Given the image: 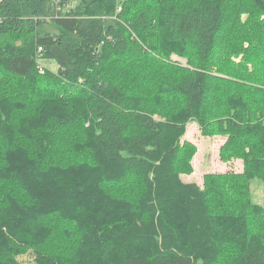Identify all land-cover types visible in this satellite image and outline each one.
I'll list each match as a JSON object with an SVG mask.
<instances>
[{"label": "trees", "instance_id": "1", "mask_svg": "<svg viewBox=\"0 0 264 264\" xmlns=\"http://www.w3.org/2000/svg\"><path fill=\"white\" fill-rule=\"evenodd\" d=\"M150 1L0 0V86L9 87V97L16 104L35 99L26 113L17 108L14 122L20 114L19 124L32 121L37 117H29L30 109L46 114L40 106L58 101L57 93L50 91L37 97L35 82L39 79L59 87L64 101L74 98L76 101L70 103L79 110L66 106L59 112L55 108V118L60 117L53 123H71L63 130L67 138L61 143L70 164L59 153L61 148L47 153L49 142L44 134L36 140L40 155L32 152L29 164H24L22 155L12 148L11 132L20 138L15 147H21L28 145L19 135L26 131L17 125L10 131V115L0 105V132L4 136L8 126L9 137L5 143L9 150H0V187L4 193H14L0 208V264H19L18 256L30 248L37 264H264L263 207L253 199H248V204L239 202L251 194L244 186L249 183L239 184L237 179L238 175L258 176L260 168L264 172V151L259 155L246 152L253 144L264 145V100L253 98L259 109L249 117L253 105L244 96H233L242 88L256 92L264 88V0H161L155 10L144 9ZM240 26L243 37L237 34ZM162 30L169 31L172 40H185L194 49L195 58L188 56L189 67L172 62L156 48ZM236 34L241 51L233 53L240 60L234 65L231 62L235 69L228 68L233 72V79H229L225 75L231 72L209 62L220 40L227 45ZM146 43L165 68L160 79L156 77L160 83L152 97H132L113 80L110 67L113 62L126 66L123 62L130 57V49H140ZM42 61H53L56 68ZM141 69L142 79L149 82L150 69ZM167 69L178 72L172 74ZM212 88L216 89L206 107L202 100ZM44 94L51 97L44 98ZM175 95L184 100V108H197L206 116H197L201 123L216 119L214 124L221 133L229 132L221 148L225 158L244 146L243 174H210L201 188L196 183L183 184L179 172L171 173L170 163L176 155L165 134L175 119L182 117L163 113L165 119L158 120L153 106ZM236 101H244L242 108ZM76 115L84 118L77 121ZM126 121L137 122L140 128L128 134ZM42 123L35 120L30 127L36 131ZM71 128L75 129L67 132ZM177 129L175 135H181L183 128ZM46 130L50 132L52 127ZM233 136H240L242 142L238 144ZM89 149L95 151L94 156ZM3 156L9 162L3 161ZM50 160L60 164L47 176L43 166ZM109 172L124 178L126 173L135 174L147 189L141 203L130 208L126 199L114 197L119 193L101 182L94 183L96 175ZM28 183L38 192L33 193ZM213 183L215 186L209 187ZM185 189L190 192L184 196L187 207L180 209L185 215L175 218L167 207L178 195L183 196ZM144 201L163 202L161 207L155 205L161 209L158 223L154 206L144 207ZM11 209L15 214L11 215ZM3 214L10 220L3 221ZM144 215L149 218L143 222ZM61 219L65 221L51 225ZM10 232L13 241L7 236Z\"/></svg>", "mask_w": 264, "mask_h": 264}, {"label": "rangeland", "instance_id": "2", "mask_svg": "<svg viewBox=\"0 0 264 264\" xmlns=\"http://www.w3.org/2000/svg\"><path fill=\"white\" fill-rule=\"evenodd\" d=\"M160 1L161 0H152L149 3L145 4L144 5L145 7L143 8L144 9L149 8L150 10H153V9L155 10L156 7L157 8L159 7L158 3ZM176 1H178L179 3L186 2V0H176ZM245 19L246 17H243L242 22L243 21L245 22ZM237 28H238L237 34L243 37V32H241L242 27L240 26ZM237 34L233 38V41H230V40L227 41V45L225 43H222V41L220 40V43H218L217 45L218 49L214 50L213 57L209 62L211 66L215 65L214 68H219L221 70L231 72L230 75L228 76L227 74L225 75V77L229 79H233L232 78L233 72L230 71L228 68H231V70H234L235 67L233 65L236 63H239L236 61L240 60L233 53L234 51H241V47H240L241 42ZM157 44L158 46L156 48L160 50L159 52H162L163 55L167 54L166 56H168L172 62L180 63L182 66L189 67L188 56H190L191 58H195L194 49L185 40H177V41L172 40L171 33L169 31L162 30L161 32H159V40ZM143 45L144 46L138 47L140 49H137L135 47L138 51L134 48L130 49V53H131L130 57H128L123 62V64L126 66H119L117 65L116 62L115 63L113 62L112 66L110 67V73L113 76V80L117 82L119 85H121L122 87H125L128 93H130L132 97H137V98L152 97L155 94V86H157L160 83V82L159 83L156 82V77H159L160 79L162 72L164 71V68H165L163 64L159 62L158 58L155 59L157 57L155 51L154 50L149 51L150 49L149 43H146ZM218 54L220 55V57H218ZM158 57H160V55H158ZM231 62L233 63V65ZM41 63L43 65L49 66L50 68H53V69L56 68V63H54L53 61L52 62L42 61ZM145 67H148L150 69V76L149 78H147L149 79V82H145V80L142 79L144 76H142L143 72L141 68H145ZM167 71L172 74L178 72L173 69L172 70L167 69ZM217 75L223 77V75H220V74H217ZM58 88L59 87H57L56 89L55 87H52L51 85L44 84L41 81V79L35 82V91H37V94H38L37 97L41 96L43 93H46L47 91H50L52 94L57 93V99L58 98L59 99L58 101L49 100L50 102L49 104L47 105L44 104V106H40V111L45 108L46 114L44 113L41 114L39 112V109L38 110L30 109L28 111L29 113H31L29 117L35 115L37 118L32 119V121L29 120L30 124H29L28 119L23 120V123L19 124L20 123L19 121L22 120L23 118L21 114L18 116V119L15 122L12 119V117H16L15 116L16 113H19L17 112L18 111L17 108L22 109V112H25V110H28L27 108L29 107L28 106L29 104L32 103V105H34L35 99L30 98L24 101H20V103L16 104L13 98L9 97L10 96V94H8L10 92L9 87L0 86V91L3 90L1 94L2 97L0 96L2 100L0 105L2 107L4 106V109L7 112V114L10 115V121L8 124V126L10 127L9 130L11 131L17 125L18 126L17 128L18 129L21 128L23 133L24 131H26V134H19V135L26 138V143H28V145H24L21 147H15L17 143L18 144L20 143L19 141L20 138H17V136L13 132H11L13 134V141L11 143L12 148L15 149L16 153H19L22 155L20 159L24 162V164L26 163L29 164L27 161V158L28 160H31L32 157L30 156V154L32 152H36L38 156L40 155L39 150L41 149V147L36 142L39 134H44L45 138L49 142V147L45 149L47 150V153H48V150L55 151V147L61 148L59 150V153L60 154L63 153V155L65 156L63 157V159L68 161L67 164H70L71 162V161L69 162V159H68V157H70L68 152H66L61 147V143L65 141L67 138L66 137L67 135H65L66 133H64L66 131H63V130L66 128H69L71 123L67 125L65 124L66 121H63L64 123L63 125L62 124L57 125L53 123L54 120L59 119L60 117L58 114V118H55V113H58L56 112L55 108H57L58 109L57 111L59 112L61 111V108L66 107V106L69 109L72 106L73 107L72 111L79 112V110L76 105L70 103L72 101H76L74 100V98L71 97L69 100H66V101H64L66 98L65 99L60 98L61 93L59 91L60 89ZM215 89L216 88H212L210 91H207V93L204 95L202 103L205 104L206 107H208V102L210 98L213 96ZM259 89H260L259 92H256L255 89L251 90L247 88H242V89L237 90L236 92H233V96H240V97L244 96L249 101V103L253 105V109L251 113H248L249 117H251L259 109L256 102L253 101V98L256 97V98H260L264 100V88H259ZM48 94L50 93L48 92ZM48 96L44 94L43 97L44 98L51 97V95H48ZM165 99L166 98H164L163 101L161 100L159 104L153 106L154 108H156V111H157L154 114V117L157 118L158 120H164L165 118L161 116L163 113H165L166 115L172 116V117H175V114H177L176 115L177 118L182 117V120L175 119V122L173 123L172 127L167 130L165 137L169 143L168 145L169 148L174 150L175 152L174 155H176L173 158V161H171L170 163L171 166L169 169L172 171L171 173L179 172V174L181 175L180 179L182 180L183 184L196 183L201 188H203V186L206 184V177L210 174L220 175V174L229 173V172L234 173V174H243L245 172V157L247 156V154L251 150L254 151L257 155L261 154L264 151V145L256 146L253 144L251 145V149L247 151L245 150L247 154L246 156H243L242 149L244 146L242 145V147L238 148L235 151L236 154L234 155L226 154L227 157L225 158L224 155L221 153V148L228 141L229 132L228 134L221 133L222 129L218 127L217 124H214L216 123V119H212L206 123L202 121L203 123H201V121H199L197 116L201 118L202 117L205 118L206 116L199 114L196 110L197 108L195 109L196 111L193 110L192 108H184V104L182 102L184 100H181V98H179V96H176V95L172 99H170L168 102H166ZM206 100H208V102H206ZM153 102L154 101L150 102L149 106H152L151 104ZM243 103L244 101H242L241 104L237 102V104H239V107L241 108H242ZM76 116L78 117V119H76L77 121L81 119V117L84 118V116H80V115H76ZM35 120H39V123L43 122L41 124V127H39V129L36 130L37 133L36 131L32 130V127H30L31 123L35 122ZM247 123H250V121H247ZM126 125L129 126V129H127L128 134L133 132L136 128H140V126H138V123L134 121H126ZM8 126H6L5 131H3V133L5 134L4 136L0 132V150L3 152L4 150H9V145L5 144L9 138L8 137ZM48 126H51L52 130L50 132H47V130L44 131L45 129L48 128ZM177 128H180V129L183 128V130L179 133L181 135H175L176 133L174 131L177 132L178 130ZM74 129L75 128H71L67 132L71 133ZM75 133L77 134V132ZM170 138L173 140L172 142H169ZM232 138H234V136ZM244 139L245 138H243V140ZM233 140L237 142L238 144L242 142V140H240V136H236ZM253 141H255V139H253ZM248 142H251V141H248ZM165 144L166 143L163 142V146H165ZM168 150H169L168 148L165 149L166 152ZM87 151L92 152L91 156L95 155V151H92L90 149ZM165 151H163V153H165ZM91 156H84V157H91ZM222 156L225 158V160L222 159L223 158ZM3 161H7L5 159V156H3ZM56 164L59 165L60 162H57L56 160H52V161L50 160V161L45 162V166L43 167L45 169V174L47 176L53 175ZM81 164L83 163L81 162ZM104 165L105 163L103 164V166ZM182 168L183 170H185V172L181 171ZM16 170L20 171L17 168ZM120 172H122V169H120ZM258 173H259L257 174L258 176H253V177L238 175L239 178L237 179H239V184L249 183V185H244V184L243 185L250 188V194H251V198H248V196L247 197L243 196L241 197V199H239V202H241L242 204H248L249 203L248 199L249 200L253 199L252 201L254 203L257 202L259 205H261L264 208V172L262 168H260ZM21 174L25 175V172ZM124 176L126 177L125 178L122 176L120 177L116 172L115 173L109 172L106 174L102 173V174L96 175L94 179V183L96 184L97 182L99 184V182H101V185L111 188L112 189L111 192H117V194L118 193L120 194V195H114V197L126 199L128 201V204H131L130 208H134L137 206V203H141V199L143 198L144 195H146L145 193L147 192V189L145 188V184L143 182H140L137 176L133 174L132 172L126 173L124 174ZM3 179L7 180L8 178L7 176L3 175ZM5 180L3 181L4 183H5ZM47 182L53 183L54 181L50 182L49 180ZM28 185L31 186L29 188H32L30 190H33V193L38 192V189L35 188L33 185L29 183ZM212 186H215L214 183L209 185V187H212ZM152 187H149V188H152ZM212 192L216 193L215 190H212ZM189 193L190 192L188 191V189H185L183 196L178 195V198L173 199L172 205L167 207L168 214L170 213L173 217L182 219L185 214H182L180 212V209H183V207H187V198H185L184 196L188 195ZM8 197L10 199H13L14 193L12 192L9 193L7 191L4 193L2 187H0V208L3 209V205H7L9 201L7 199ZM145 200H150V199L146 197ZM63 202L64 200L62 201V203ZM111 204L112 203H109V205ZM162 204L163 202H161V204L159 205L155 204L154 202H149V201L143 202V206L149 209H152V207L154 206L152 210H154L155 212V217H156V218L154 217L155 223L159 222L158 218L161 214V211H160L161 209H157L155 205L161 207ZM120 206L121 205H119V211L121 210L120 212L122 214L124 213V210L121 209ZM263 208H261V214L264 213ZM142 209L144 211L146 210L145 208H142ZM10 211H11V215L15 214L14 209H11ZM3 216H4L3 221L10 220L7 215L3 214ZM148 218L149 216L144 215L143 218H141V221L143 220L144 222ZM63 221L65 220L61 219L58 222H55V223L50 222V223L53 227H56L57 224L59 225V223ZM249 221L251 220L248 219V223ZM7 236L13 241L14 238H13L12 232H10V234H8ZM18 260H19V264H37L31 248L28 249L27 252L20 254L18 256ZM217 264H226V263L225 261H221Z\"/></svg>", "mask_w": 264, "mask_h": 264}, {"label": "built area", "instance_id": "3", "mask_svg": "<svg viewBox=\"0 0 264 264\" xmlns=\"http://www.w3.org/2000/svg\"><path fill=\"white\" fill-rule=\"evenodd\" d=\"M53 1H58V0H53Z\"/></svg>", "mask_w": 264, "mask_h": 264}]
</instances>
